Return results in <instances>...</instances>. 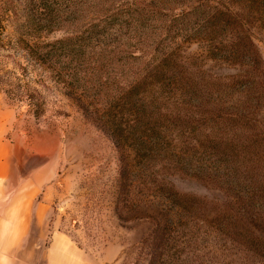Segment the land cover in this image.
<instances>
[{"label":"rangeland","instance_id":"obj_1","mask_svg":"<svg viewBox=\"0 0 264 264\" xmlns=\"http://www.w3.org/2000/svg\"><path fill=\"white\" fill-rule=\"evenodd\" d=\"M1 155L0 264H264V0H0Z\"/></svg>","mask_w":264,"mask_h":264},{"label":"trees","instance_id":"obj_2","mask_svg":"<svg viewBox=\"0 0 264 264\" xmlns=\"http://www.w3.org/2000/svg\"><path fill=\"white\" fill-rule=\"evenodd\" d=\"M226 22L228 23L229 22V20H226ZM36 46V48L33 46V47H31V52H32V54H34V53H37L38 51H39V49L38 48H40V46H38V45H35ZM38 47V48H37ZM231 55V54H230ZM40 57V56H39ZM151 135H148V138H147V141L146 142H144V144H145V147L147 148V150L148 149H152L153 147H154V145L152 144V142H151V137H150ZM166 144V142H162V143H156L155 144V148H159L160 150L162 149L163 151H164V149H165V147L164 146H166L165 145ZM168 146V145H167ZM154 148V149H155ZM175 154H176V152H174ZM180 156V157H179ZM179 156H177L178 158H179V161L180 162H182L183 164H184V166L185 167H192V166H190L189 165V163H192V159H191V154H180Z\"/></svg>","mask_w":264,"mask_h":264},{"label":"crops","instance_id":"obj_3","mask_svg":"<svg viewBox=\"0 0 264 264\" xmlns=\"http://www.w3.org/2000/svg\"><path fill=\"white\" fill-rule=\"evenodd\" d=\"M3 181H4V168H3V157L1 155V158H0V188L1 189L3 188ZM0 239H1V235H0Z\"/></svg>","mask_w":264,"mask_h":264}]
</instances>
